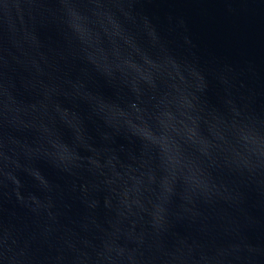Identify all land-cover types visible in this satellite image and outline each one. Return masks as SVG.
<instances>
[{"label": "water", "instance_id": "1", "mask_svg": "<svg viewBox=\"0 0 264 264\" xmlns=\"http://www.w3.org/2000/svg\"><path fill=\"white\" fill-rule=\"evenodd\" d=\"M0 264H264V0H0Z\"/></svg>", "mask_w": 264, "mask_h": 264}]
</instances>
